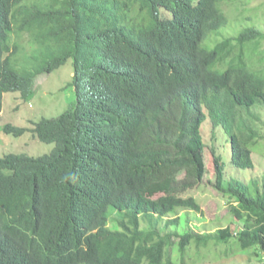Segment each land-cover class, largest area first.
Listing matches in <instances>:
<instances>
[{
    "label": "trees",
    "instance_id": "16d2710c",
    "mask_svg": "<svg viewBox=\"0 0 264 264\" xmlns=\"http://www.w3.org/2000/svg\"><path fill=\"white\" fill-rule=\"evenodd\" d=\"M250 1L0 0V114L4 94L28 100L68 59L75 92L58 117L3 127L54 148L0 156V264H264V185L229 176L215 147L209 172L200 132L209 117L232 167L253 169L264 2ZM206 180L233 228L184 226L179 211L203 215L190 192Z\"/></svg>",
    "mask_w": 264,
    "mask_h": 264
},
{
    "label": "rangeland",
    "instance_id": "374dc122",
    "mask_svg": "<svg viewBox=\"0 0 264 264\" xmlns=\"http://www.w3.org/2000/svg\"><path fill=\"white\" fill-rule=\"evenodd\" d=\"M260 2H264V0H251L248 6ZM257 24L264 29V13L260 16ZM226 33L232 35L234 31L227 29ZM20 42L25 51H21L19 56H22L21 60L24 62L25 58L33 54L32 43L26 34L22 35ZM262 49L264 50V44ZM72 74V59H68L65 65L52 73H42L36 77L33 93L28 100L23 99L19 92L4 94L0 114V156L17 154L37 157L51 152L54 148L53 144L33 139L29 131L20 137H14L5 134L3 127L10 124L19 128L31 129L33 124L41 119L55 118L70 110L75 103V92L69 85ZM260 118L261 132L264 133V110L260 111ZM200 132L206 145L205 160L209 172H211L210 148L215 147L222 157L225 171L229 176H234L245 183L255 180L258 182L259 188L264 185V141L258 142L256 145L258 147L252 154L253 169L235 170L230 163L229 146L223 129L221 127L212 129L209 117H207L200 127ZM190 195L194 196L197 203L201 205L203 215L179 211V215L182 217L185 214L188 215L189 220L184 224L187 226L186 229L189 228L198 233H212L219 227L230 225L232 218L228 216L227 201L209 186L208 180L199 189L191 190ZM167 219H172V217ZM182 221H184L183 218ZM114 225L111 223L110 227ZM230 227L233 228V225ZM248 255L240 253L228 259L219 260L211 256L205 264H259L256 259H249Z\"/></svg>",
    "mask_w": 264,
    "mask_h": 264
}]
</instances>
